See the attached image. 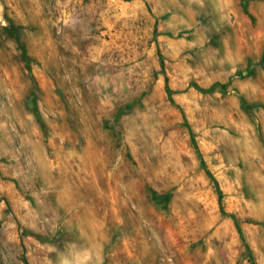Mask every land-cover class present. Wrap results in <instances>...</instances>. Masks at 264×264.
<instances>
[{"label":"rangeland","instance_id":"rangeland-1","mask_svg":"<svg viewBox=\"0 0 264 264\" xmlns=\"http://www.w3.org/2000/svg\"><path fill=\"white\" fill-rule=\"evenodd\" d=\"M247 246L264 264V0H0V264Z\"/></svg>","mask_w":264,"mask_h":264},{"label":"trees","instance_id":"trees-1","mask_svg":"<svg viewBox=\"0 0 264 264\" xmlns=\"http://www.w3.org/2000/svg\"><path fill=\"white\" fill-rule=\"evenodd\" d=\"M207 172L209 173V175L211 176V178L214 180V182L216 183V186H217V188H218V190H219V192H220V194L222 193L221 192V190H220V188H219V183H218V181L212 176V174L210 173V171L209 170H207ZM156 197L159 199V195L156 193ZM236 221V220H235ZM237 223V222H236ZM238 229H239V231H240V233H241V235H242V232H241V228L238 226ZM243 237V236H242ZM248 247V246H247ZM248 253H249V258H250V262H251V264H257L256 263V261H255V259L253 258V256H252V254H251V249H250V247H248Z\"/></svg>","mask_w":264,"mask_h":264}]
</instances>
